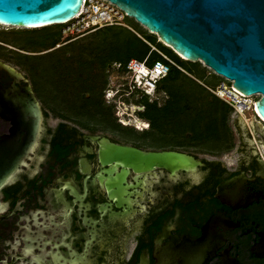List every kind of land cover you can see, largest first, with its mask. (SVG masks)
<instances>
[{
  "label": "flooded vegetation",
  "instance_id": "1",
  "mask_svg": "<svg viewBox=\"0 0 264 264\" xmlns=\"http://www.w3.org/2000/svg\"><path fill=\"white\" fill-rule=\"evenodd\" d=\"M56 48L0 37V62L13 69L0 64V147L14 135L24 156L0 189V264H264V128L237 121L226 160L54 117L50 88L24 59ZM35 102L32 145L24 108ZM132 148L202 164L135 168L121 151Z\"/></svg>",
  "mask_w": 264,
  "mask_h": 264
},
{
  "label": "water",
  "instance_id": "2",
  "mask_svg": "<svg viewBox=\"0 0 264 264\" xmlns=\"http://www.w3.org/2000/svg\"><path fill=\"white\" fill-rule=\"evenodd\" d=\"M149 32L158 35L183 59L201 62L217 75L233 80L245 94L261 93L256 102L264 118V0H111ZM83 0H0V24L19 28L62 25L81 10ZM10 71L13 69L0 62ZM31 117L34 144L40 130L42 111L38 103L26 105ZM245 125L242 118L237 119ZM255 128H264L259 118ZM0 189L22 163V150L13 147L14 135L1 142ZM26 150V149H25ZM133 158L135 168L165 166L170 169L197 167L202 161L176 151L121 149Z\"/></svg>",
  "mask_w": 264,
  "mask_h": 264
},
{
  "label": "trees",
  "instance_id": "3",
  "mask_svg": "<svg viewBox=\"0 0 264 264\" xmlns=\"http://www.w3.org/2000/svg\"><path fill=\"white\" fill-rule=\"evenodd\" d=\"M135 30L125 26H106L78 39L67 37L62 41V29H50L54 31L51 35L46 33L40 38L30 36L27 42L44 48L66 43L52 52L27 56L24 60L41 82L49 70L56 74L57 83L49 85L52 108L60 106L56 101L62 96V102L73 110L90 116L101 115L106 121L120 125L116 121L113 105L106 104L104 98L107 69L114 62L125 65L132 58L143 60L149 53L150 63L162 58L157 51H151V44L155 45L185 71L173 65L160 81L159 90L169 96L163 105H158L157 101L150 102L148 97L142 100L145 110L140 115L150 121L151 130H147L148 133L153 131L151 134L156 136H172L173 145L182 148L199 146L212 155L232 150L236 144L235 131L230 122L232 108L207 88L217 85L220 76L199 61L183 59L172 48L158 41L156 34L138 27ZM43 85L48 86L44 82ZM67 104L63 106L67 108ZM58 114L69 117L65 112Z\"/></svg>",
  "mask_w": 264,
  "mask_h": 264
},
{
  "label": "built area",
  "instance_id": "4",
  "mask_svg": "<svg viewBox=\"0 0 264 264\" xmlns=\"http://www.w3.org/2000/svg\"><path fill=\"white\" fill-rule=\"evenodd\" d=\"M127 17L125 11L111 0H83L80 12L62 24V34L75 40L106 26L131 28L127 24ZM151 46V51H157L162 58L150 63L149 53L143 60L132 58L125 65L121 62L112 63L108 68V82L104 89L105 101L115 107L118 121L124 126L132 125L141 130L148 129L150 122H144L145 126L141 127L137 124L141 118L139 114L136 116L137 120L132 117L145 110L142 100L145 97L151 102L160 99L163 93L159 90V83L168 75L173 65L184 70L155 45ZM223 78L214 87L207 88L226 101L231 106L233 115L243 118L250 128H253L255 118L264 122L256 104L262 94H245L233 85V80Z\"/></svg>",
  "mask_w": 264,
  "mask_h": 264
},
{
  "label": "rangeland",
  "instance_id": "5",
  "mask_svg": "<svg viewBox=\"0 0 264 264\" xmlns=\"http://www.w3.org/2000/svg\"><path fill=\"white\" fill-rule=\"evenodd\" d=\"M126 20H127V24L130 25V27H131L130 29H132L133 31H136L135 29H136V27H138V28L147 30L149 32L148 29H146L143 25H141L140 23L135 21V19H133L131 17H127ZM63 27H64V25H59V26L52 25V26L40 27V28H19L16 26L14 27V26L0 25V37H6L8 39H13L14 41H17L18 43L21 44V43H25V42L29 41L30 36L40 38V36L45 35L50 29H56V28L63 29ZM65 39H67V36L62 34V41ZM157 39H158V41H161L164 45H166V46L168 45L158 35H157ZM69 41H67V42H69ZM65 43L66 42H62L60 44H57L56 46L60 47L61 45L65 44ZM207 69L211 72H214L209 67H207ZM107 72H108V69H107ZM55 77H56V74L49 70L48 72H46L45 77L43 78V82L46 85H48V87H50L49 85H53V83H57V80L55 79ZM223 79L224 78L222 76H220L219 82H221ZM54 86H55V84H54ZM212 87H214V86H212ZM53 90H55V89H53ZM161 92L163 93L162 96L160 97L159 100H156L158 105H163L169 97L166 92H164V91H161ZM56 102H58V104L60 105V106H57L56 108H52L53 107L52 106V100L46 104V107L53 112L54 117L56 115H58L59 112H65L69 116L68 119L70 121L77 123V124H78V122H81V123H84L85 125H89L91 127L100 128V129H103V128L109 129L111 127V123L106 121L105 119H103V116H101V115L90 116L86 113L80 112L79 110H77V111L73 110V108H71L67 103L62 102V96L58 97ZM64 104H67L66 105L67 108H70L72 110H69L66 107H64L63 106ZM106 104H108V103H106ZM113 108H114L113 109L114 115L116 116L115 107L113 106ZM137 114H139V116L141 117V118H139V120L137 122V124H139L141 127H144L143 126L144 122H146V121L150 122L146 118L142 117L140 115V112L136 113L132 118L137 120L138 119L136 117ZM116 119H118L117 116H116ZM237 119L238 118L233 115V112H231V121L230 122H231V125L233 126L235 132H236V128H235L234 124L237 123V121H238ZM116 121L118 122V120H116ZM119 126L123 127V125L121 123ZM128 127H131L134 134L124 133V136L126 137L127 140H133V139L142 140L143 144H147V145H151V146H166V147H174L175 146L176 148H180L182 150L197 154L200 157L212 155L210 153H205L203 151V149L199 146H186V147L182 148L178 145H173V144H171V141L174 140V138L172 136H164V137L156 136V135L151 134V133H153V131L148 133L147 130H151V126L147 130H141V129H138L132 125L128 126ZM126 129H128V128H126ZM230 151L223 152V153L218 154V155H212V156H217L218 158H223V159L226 158V160H228L230 157L233 158V154Z\"/></svg>",
  "mask_w": 264,
  "mask_h": 264
},
{
  "label": "bare ground",
  "instance_id": "6",
  "mask_svg": "<svg viewBox=\"0 0 264 264\" xmlns=\"http://www.w3.org/2000/svg\"><path fill=\"white\" fill-rule=\"evenodd\" d=\"M0 25H4V24H0ZM5 26H8V25H5ZM15 27V26H14ZM243 119V118H242ZM244 120V119H243ZM264 120V119H263ZM141 121V120H140ZM262 121V120H261ZM245 122V121H244ZM263 122V121H262ZM246 123V122H245ZM143 126H145V125H143Z\"/></svg>",
  "mask_w": 264,
  "mask_h": 264
}]
</instances>
